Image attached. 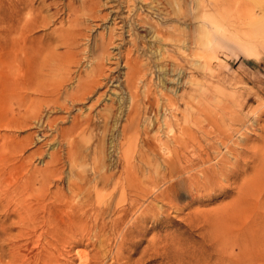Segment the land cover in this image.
<instances>
[{
	"label": "rangeland",
	"instance_id": "374dc122",
	"mask_svg": "<svg viewBox=\"0 0 264 264\" xmlns=\"http://www.w3.org/2000/svg\"><path fill=\"white\" fill-rule=\"evenodd\" d=\"M96 1L101 6L107 2ZM237 1L227 8L220 0H159L158 12H140L171 33L155 47L157 57L164 52L173 56L171 71H161L165 62L158 58L153 82L157 94L173 96L176 105L171 111L159 105L152 115L137 108L135 126L124 138L122 127L132 122L125 116L118 123L119 96L127 101V115L131 104L116 84L99 91L104 96L90 125L80 128L79 123L89 116L88 103L52 115L63 120L58 122L62 128L76 120L78 130L69 133L71 138L38 130L35 121L22 115L26 102L0 88V264H14L10 254L19 246L15 264H33L36 258L40 264H80V256L88 264H264V39L247 47L223 21L228 9L262 15L264 0ZM37 2L44 3L43 16L54 23L37 31L47 43L56 37L53 29L69 26L66 4ZM57 8L62 12L55 18ZM103 12L110 13L107 8ZM182 12L191 27L183 85L178 78L183 59L176 48ZM82 21L90 41L111 27L110 20ZM254 32L264 36V28ZM142 42L137 55L147 68L149 41ZM8 52L0 48V87L5 85L3 72L15 66L6 59ZM116 69L113 77L120 72ZM139 87L136 105L146 103L147 87ZM200 87L205 88L202 97ZM185 90L191 137L183 149L171 139L182 125L179 116L186 108L179 98ZM99 114L106 115L104 121ZM25 118L30 126L16 127ZM20 215L27 216L25 224Z\"/></svg>",
	"mask_w": 264,
	"mask_h": 264
},
{
	"label": "bare ground",
	"instance_id": "6f19581e",
	"mask_svg": "<svg viewBox=\"0 0 264 264\" xmlns=\"http://www.w3.org/2000/svg\"><path fill=\"white\" fill-rule=\"evenodd\" d=\"M37 1L38 0H0V24L3 25V29L0 30V48L3 51H9L5 57L6 59L12 60V62L15 64L12 69H7L5 73L3 72L5 85L3 84L0 88H3V91L6 94L9 93L10 97L15 96L21 101H25L26 104L28 101L30 102V107H27L25 104L24 109L22 108L24 112L22 115L29 117L30 122L35 121V127H37V129L40 128L38 130H41L42 128L55 130L57 135L61 138H65L67 135L70 136L69 133L79 126L77 125V122H75L76 120L74 121L75 123L73 122V125L70 128H62L59 127L58 122H62L63 120H61L60 117H54L52 115L57 112L68 111L69 107L75 108L79 105H84L87 103L88 105L91 104L88 107L89 116H85V118L79 123L80 128L86 124L90 125V121L92 119L91 114L93 113L92 111L98 104H100L104 96L99 94V91L107 88L109 84H116V89L118 88V92L121 93L120 95L123 94V90L129 95L130 99V101H128L130 102L131 106L128 107L130 109H128L129 113L127 115L125 111L127 109L126 105H128L127 101H125L122 97L120 98L119 96V100L117 102V105L119 106L117 112V118L119 120L118 123L125 116H127L129 121L132 122L133 119L139 114L138 109L141 106V109L146 115H152L154 109L158 108L159 105L162 110L164 109L166 111H171V109L176 105V98L173 96L167 95L166 93H161L158 95L153 82V77L157 76L158 74L155 70L156 68H154L158 58L159 61L161 60L163 63L165 62V68L161 71H164V73L168 72L167 74H169L171 71L170 62L172 63L174 59L173 56L168 52H164L162 55H160L161 58L159 56L157 57L156 55L158 54V51L155 49L157 44L156 42L162 41V36H164V34L170 38L171 33H169V31H165L164 33L163 29L160 28L158 24H156L157 22L154 23V21H147V16L145 18L141 15L143 10L146 11V9L150 10L151 12H158V9H160L158 7L160 4L157 6L158 4L156 5V3H158L159 0H107L104 6H101V3L96 0H78L80 5H78L75 0H62V2H65L66 4L65 9L67 11V23L69 26L66 29L62 27L59 29L56 28L55 30L53 29L54 32H52L56 35V37L53 36L55 38L48 39L49 41L47 40V43H44L43 39H39L37 37V31H39L41 28L45 29L52 22H48V18L43 16L45 13L43 7L44 3H38ZM35 3L39 4L37 8H34ZM218 3L223 7L229 8V6H233L236 3L238 5L240 2L237 0H226V2H221L220 0ZM207 4L209 6V3ZM55 5L57 6L58 4ZM55 5L53 4V6ZM49 6L51 5L49 4ZM202 7L203 9H206V3H203ZM104 8H107L110 13L103 12ZM240 10L231 13L232 10L229 11L228 9L226 14H224L226 15L224 16V20H222L234 27L235 37L238 39V41L247 47L255 46L260 43V38L264 39V36L261 35L262 33H260L258 36L254 32L258 27L264 28V3L262 4L260 11V14L262 12V15L256 14L251 9L247 11ZM61 12L62 9L57 8V11L53 17L56 18ZM182 18L184 20V27L180 31V40L178 39V44L180 45H176V48L181 51L183 59V64H180V70H178L179 84L181 85H183L182 81L185 79H183V77L186 74L187 65L190 64L188 63L190 57L188 52H190L189 30L191 28L190 25L188 26L187 24L188 19L186 12H182ZM83 19H88L97 23H106L110 20L111 27L106 28L105 32L98 36V40L90 41V36H88L86 32L89 27L84 24L85 22L82 21ZM143 39L149 41L148 53L150 56H148L147 68L144 67L145 65H143L142 61L140 60L141 57L138 56L141 49H144L142 44L144 43L142 42ZM86 40H88V43L91 44H89L87 47H84L83 42ZM196 55L198 56V54ZM84 64H86L85 67ZM112 65H116L117 69L120 70L116 77H113V74L115 73L114 69L116 68L111 70L110 66ZM82 68L84 69L81 71ZM121 69L124 70V73L121 72ZM167 74L165 75L167 76ZM162 78L163 79L161 82L166 86L167 80L163 76ZM141 83L147 87L146 103L142 102L140 105H136V101L141 98L139 91V88H141L139 85ZM204 90L205 88L203 89L200 87L199 93H201V95L199 96H204ZM32 94L34 95V98L30 97ZM157 95L160 96L161 101L159 98H157ZM187 95L188 92L185 90L181 94L180 98L178 97L181 99V102L184 103L186 109L181 113V116H179L181 117L180 120L182 121V125H180L181 128L179 126L180 130L178 135H176L177 137L174 136L171 139V144L177 143L179 144V147H183V149L187 146V142L191 137V133L188 128L189 119L187 115L190 112V99ZM95 96L98 97L95 98ZM108 110L112 111L113 108L111 107ZM42 114H45V118H43L44 116H42ZM213 115L215 116V113ZM97 116L104 121V117L106 115L104 116L99 114ZM76 119L78 120V118ZM25 121L27 122V119L24 120V122L17 121L16 124L18 125H16V127L22 128L30 126V122L27 124ZM133 125L134 124L132 122L128 126L124 125L122 127L121 134L123 138L131 132V130L134 128ZM168 126L171 127L169 123L166 124V127ZM158 129H161V127H158ZM76 130H78V128ZM193 140L194 139H192V141ZM173 154L177 153L175 152ZM20 217V222L24 223L25 221H28L27 216L20 215ZM19 249H21L20 246L15 248L14 252L12 251L10 254L12 262L18 263L19 257H21L20 254L18 256L19 252L17 253V250ZM35 261L37 264H40L37 258L31 263L34 264ZM89 262L90 261H88L87 258L80 256V264H88Z\"/></svg>",
	"mask_w": 264,
	"mask_h": 264
}]
</instances>
